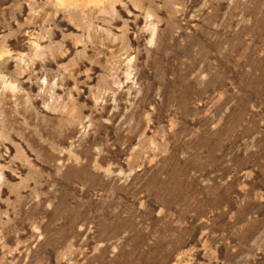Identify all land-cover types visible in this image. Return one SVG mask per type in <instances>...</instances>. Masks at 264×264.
Masks as SVG:
<instances>
[{"label":"rangeland","instance_id":"rangeland-1","mask_svg":"<svg viewBox=\"0 0 264 264\" xmlns=\"http://www.w3.org/2000/svg\"><path fill=\"white\" fill-rule=\"evenodd\" d=\"M105 1L0 0V264H264V0Z\"/></svg>","mask_w":264,"mask_h":264},{"label":"bare ground","instance_id":"bare-ground-1","mask_svg":"<svg viewBox=\"0 0 264 264\" xmlns=\"http://www.w3.org/2000/svg\"><path fill=\"white\" fill-rule=\"evenodd\" d=\"M60 2H62V1H65V0H59ZM67 1V4H68V6H70V7H73V8H79V7H84V6H87V5H89V4H93V5H99L100 6V9L102 10V11H105V8H104V6L105 5H103V3H104V1L105 0H66ZM106 2V1H105ZM109 3H110V1H109ZM108 3V4H109ZM111 4V3H110ZM103 5V6H102ZM72 8V9H73ZM87 8V7H86ZM110 8V7H109ZM112 8V7H111ZM70 10H71V8H70ZM74 10V9H73ZM84 11V10H83Z\"/></svg>","mask_w":264,"mask_h":264}]
</instances>
